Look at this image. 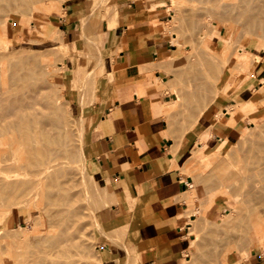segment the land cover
Instances as JSON below:
<instances>
[{"label": "rangeland", "instance_id": "374dc122", "mask_svg": "<svg viewBox=\"0 0 264 264\" xmlns=\"http://www.w3.org/2000/svg\"><path fill=\"white\" fill-rule=\"evenodd\" d=\"M65 1L66 0H40L36 2L35 3L36 6L34 7V10L33 11L29 10L33 14H30V16L27 14V16H25L27 17L29 23L23 26L20 36H18L16 32V26H17L16 21L19 19V17H21L19 14V11H17L16 9L15 10L8 9L9 10L8 12H4L3 11L4 9L2 10V8L0 7L1 16L4 12L6 15L13 17L12 21H4L0 17L1 19L0 20L1 21L0 22V50L2 51V49L4 48L3 51L9 52L11 50H15L19 53V49H20L23 51L22 54H20L21 53L20 51L19 53L20 56L26 55L25 50H30L33 52H36V51L41 52L47 49L46 52L50 51L52 53V51L56 50V54L60 53L56 55L57 58L55 57L56 58L55 59L53 57V54L51 55L50 52L46 53L44 51L45 53L42 52L41 53L42 55L36 52L40 55V56L38 55L39 56L38 57L36 56L37 54H34V56H32V52L30 53L28 51L32 56L30 57V60H34L36 62V63L32 62L30 65V68L34 67L35 71L37 72H39L40 70H44L45 79H47V81H51L48 84L47 82H45L44 85L43 84L41 85L43 87L42 89H44L42 90L43 98H38L36 102L33 104V106L37 109L42 108V106L44 105V98L46 96L48 97L49 95L52 101L54 102L56 101V103L58 102V104L61 102L64 103V105H66L70 111L71 120L73 121L74 126H73L71 141H70L71 144L69 145V147L75 150V153H76L75 157L71 159L69 157V159L63 158L61 160H56V161L50 162V165L48 166L55 165V169L58 173L57 180L61 186L63 185L66 187L65 191H66V194L68 195V198L72 196L71 198L74 199L73 196H76V195L77 197L75 198L79 197V199H76L75 201H73L72 199L70 201L72 203L71 205L73 206V208L77 207V209L78 208L81 209V210L78 209L79 215L74 216V218L76 217L75 220L77 223V224L74 223V226L76 228L78 227V232L80 233V236L82 235L81 236L82 240L84 239V242L87 243V245L85 244V246H83V249H82L83 255L86 254V256L85 257L83 255L82 256L84 260L85 259L87 260V264H100L99 252L97 248V235H98V230L101 229V225H100V220H99L98 215L103 209H106L108 207L111 194H110V190L108 186H106L104 182L97 175H94L93 172L91 171L92 156H94L92 132L96 128L94 125V121L95 119L98 118V115L102 107L112 103L113 101V98L115 96L114 93L116 89L115 80L118 78V73L116 71L106 72L103 67V64L100 63L98 56L101 57L103 54L105 56L106 53L105 52L103 53L101 37H99L98 41L96 40V34H97L96 32H98V29L101 27L105 29L104 27L105 25L106 27H110L112 24L111 22H114L112 20L113 19L112 15L109 14L107 15V17H104L103 15L107 11L110 12L112 10L113 5H116V2L118 0H106L105 3L104 2L101 3L100 1L102 0H86L85 3L87 4V11L91 13L90 15L91 20L88 22V27L86 26L87 29L85 30L81 29V28H84L85 25L84 27L82 26L83 23H82L80 16H85V15H88L89 13L86 10L79 12L80 14L79 23H76V39L70 43L63 42V39L62 41L59 40L61 39L60 35L62 36V32L60 28L58 27L60 24L59 16L62 15V12H63L62 7ZM138 1L139 3L151 1L152 8L163 10V13L165 14V16L163 18L164 21L160 23V32L172 44H175L177 46L175 52L173 53L174 57L170 58L171 62L169 59L162 63H153V64L148 65L147 68L144 70L146 71L147 76L151 78L153 82V86L156 89H163L164 93H171L172 96L176 98V102L174 103L173 101L165 103V107H166L165 110H166V114H168V118L170 119L169 120L170 126L173 124L174 121H177L178 119L180 120L182 124H185V123L192 124L194 119H196L202 113V111L215 100L235 99V95L240 90L248 86L252 90L251 98L244 105H234L230 107L224 104L226 111L227 109H230L229 114H225L224 116H222V111L220 110L216 114V118L220 117L222 122H225L229 126H233L234 128H236L232 136L224 137L225 139L224 143L223 142L221 143L222 140H220L215 147L208 149L205 152L199 153L198 151V155H202V158H198L196 156V158L192 159V162L190 163L189 174L191 175L192 180L190 182V188L188 192L186 193V198H185L186 210L184 212L185 213L184 222L188 223L187 224L188 247L185 250L186 257L184 259V264H243V262L246 263L252 258L254 259L263 258L264 257V240L262 241L263 242L262 248L260 250H256L254 243H251V242H248L244 248H238V246L236 245L238 242L236 240L238 238L237 236L240 237L241 236L240 234H242V236L246 234L245 233L246 229L245 231L243 230V228L245 227H242V229L240 228V226H245V224L244 223L242 224L240 220L238 221L235 220L234 224H230L232 223L233 220H231V222L229 221L230 223L224 222L225 225L224 224L221 225V228H220L221 230L217 228V230H220V232L217 230L211 231L209 229L210 227L213 226L212 224H214L213 220H215V222L217 220H220L221 218L219 216L222 215L225 210L230 209L229 204L227 202L232 201V198L234 196V194L233 195L231 194L232 192L231 186H234V187L237 186L238 188H242L243 186H248V182L246 181L242 182L241 184L235 182L236 177L242 178L241 176L248 175L250 173L249 172L250 166H248L249 162L251 164L253 161L256 162L257 160L262 159V158L257 159L259 158V156L258 157L256 156L257 158L254 156L255 154H257L255 152H258L259 150L256 151L257 147L254 146L253 144H255L254 143L255 141L256 143H258L259 141L256 134L258 135L260 133L264 134V132L263 131L261 132L260 130L261 125L262 127L264 126L263 125L264 124V102H263L264 100H262L264 99V89H262L264 88V44H262V42L264 43V39H263L264 37H262L264 32L262 31L263 33L261 32L262 35L260 36L262 37L263 41L261 38H259L258 40V37H259L258 34L260 33V29L258 33V29L255 28L257 32L254 31L252 35L251 32L255 29L253 28V30H250L251 31L250 32L249 31V29H251L250 27L244 28L246 24L244 25L245 22L243 23V20L241 21V19H239V17L241 18V16H239L238 10L236 12L238 14L237 15L235 14V17L230 15L231 16L230 18L228 15H225L231 11L232 9L231 6L234 5L232 1L235 3L238 0H231V1L230 0L229 1L228 0H219V1L218 0H138ZM225 1L227 3L230 2L229 5L231 6H228V4ZM261 1L262 0H260V2ZM255 2L259 3V1L257 0ZM223 3L224 4L226 3L224 6L226 5L228 6L227 9L226 8L224 9L229 10L227 13L225 12V14L222 12H219L220 7L222 6L221 8H223ZM0 6H1V3H0ZM258 6H263L262 11L264 12V1L262 5H260L259 3ZM211 7H214V8H211ZM234 12L232 15H234ZM221 13L223 14V16L224 15L225 17L227 16L226 17L227 19L225 17L223 18ZM217 14H221L220 17H222L223 19L219 18ZM260 14H264V13H260ZM259 17L261 18L263 17V15ZM105 18H108V19H105ZM189 18L190 19L192 18L191 19L192 21L193 19L196 18V22L193 23ZM218 19L221 20V22ZM80 20H81V24H80ZM107 20H109V23L107 22ZM186 20L188 21V25H187ZM229 20L231 21L229 22ZM190 22H192L193 24L190 25L189 24ZM210 22L212 26L209 24ZM38 24L40 25L39 28H37ZM32 26L33 28H31ZM34 27L35 29L37 28V31H36L37 33H35V30H33ZM193 28L195 30H193ZM197 28H199L200 30ZM225 29H227L229 32L228 34H230L228 35V37L230 38L229 40L231 41V43L229 41V45H228L229 47L225 54H217L215 50L216 48L214 47H217L221 38L225 37V32H224ZM245 29H247L246 30L247 32L245 31ZM196 30H198L199 32ZM261 30H264V29L261 28ZM239 34H241L242 36H239ZM246 34L252 35V36L249 37ZM82 35H83V38H82ZM85 35L88 39L84 38ZM93 37L98 42L97 47L94 44H92L91 46L90 44H87L89 43V41L90 43L91 41H94ZM90 38L92 40H90ZM84 40H85V43H83ZM64 41H67V40H64ZM50 42L57 43L56 47L59 49L60 47H62V45L59 44L61 42L63 45L68 44L69 46H67L68 49L67 47L65 48V46L61 48L62 50L64 49L67 51H64V50L62 51L57 48L54 50L51 48ZM205 42L209 43L212 47L208 46ZM201 47L204 49V51ZM208 47H210V49ZM239 47H243L244 50L248 52V55H251L252 57L248 56V63L245 66H242V67L235 66V69H233L234 68L233 66L235 65V57L238 54L237 51L235 50L238 49ZM50 48L52 49V51ZM6 52H3V53H6ZM61 52H63V57H62ZM11 53L12 52L6 53V54L9 55ZM29 53H27L28 56H29ZM12 54L14 55V52ZM227 54L231 57V58L228 57L230 61H227V60L225 61ZM13 55H10V56H13ZM185 55L189 56L188 57L189 60H187L188 58L186 59L187 61L184 59ZM205 56L209 57V60ZM215 57L219 60V62H222V63L227 62L228 64L227 63L223 64L225 65V67L224 66L222 67V64L220 63L221 66L219 67L220 64L218 63V60ZM210 58H212L213 60L216 59V62L218 63L217 68H220V70L218 69V71H221V67H222V72H220L221 74L219 73L221 77L217 78V75L219 74L213 73L215 70L212 69L211 67L215 65H211V64L212 62L213 64L216 62L212 61V59ZM201 59L203 61H201ZM53 60L56 65L53 63ZM210 60L212 62H210ZM207 61H209L210 63H208ZM169 62L172 64L171 68L169 66L171 65ZM190 62L192 64L194 63L193 67L194 65H196L195 68L190 66L192 65L190 64ZM43 63H45L46 65L44 64V66L37 68L38 69L37 70L36 67L41 66V64L43 65ZM51 63H53L54 65H51ZM201 63L204 65H202ZM184 64L186 65L184 66ZM208 64L210 66L205 67V65H208ZM57 66L60 67V68L58 67L59 70L58 69L56 70ZM160 66H162V68H160ZM178 66H180L183 69H181ZM231 66H232V68H230L231 70L228 69V67H231ZM51 67L52 69L54 68L53 71L52 70L50 71ZM173 67H178V68H173ZM197 67H199L200 70L199 68L197 69ZM187 69H191L192 71L191 70L189 71ZM194 69L196 71H194ZM201 69H204V70H201ZM7 70H9L8 73H7ZM198 70L199 72H197ZM236 70L238 71V73ZM179 71H181L182 73ZM188 71L190 73L192 72L191 75L193 74V72L194 74L196 72H197L196 74H198L200 73V71L201 73H203L202 71H206V73H203V74H209V77L212 74L213 80L212 78L209 79V77L207 78V80H204L206 79L204 76H208V75L203 76L201 74V75H198L197 78H196L197 75L189 76L190 74L188 75ZM10 72H11V69L9 68L5 69L4 64L0 62V84L3 81L4 76L6 75L8 76ZM177 72L178 74L179 73L181 74L177 76L178 75ZM247 72H250V73H248L247 75L246 74ZM109 73L111 74V76L113 75V78L110 76ZM156 75H158V78L155 77ZM183 76H185V78ZM199 76L202 77V79ZM178 77L179 78L181 77L180 78L181 80ZM193 77L196 80H194ZM190 78L192 79L193 82L190 81L191 80ZM198 78L200 80L199 84L203 81L208 84L206 87H204L205 89H208L207 91L204 88L203 89L197 88L198 90L196 89L194 84L196 83L198 87V84H197L199 81ZM183 79L185 82H182ZM185 79L186 80L189 79V80H187L186 82ZM216 79L218 80L216 81L217 84L215 86L213 84L215 83L214 80ZM211 81L212 82L214 81V82L212 83ZM188 83L192 85V88L193 86L195 87L196 90L194 88L192 89L196 91L194 92L195 96H198L199 92H200L199 94H205L206 98H204V101L205 99L208 100L206 105H203V102H202L203 100L200 97L199 98L194 97L193 99V97H189L188 94L187 96L185 95L186 92H189V91L184 92L182 89L184 87H187L186 85ZM182 85L184 86L183 88L179 87ZM46 86H53V87L51 89H48L50 87L44 88ZM169 86L171 89L169 88ZM55 87H57V90L55 89ZM179 89L181 91H179ZM188 89H191V88L189 87ZM258 90H261L260 98L262 99L257 98L258 92H259ZM12 91L13 90H11L10 92ZM189 95L193 96V93ZM38 96L40 97V94H38ZM183 96L185 98H182ZM187 97L189 99L188 101L186 100ZM211 98L212 100L209 101V99ZM236 111H240V115L238 116V119H239L238 123L236 124L235 120L233 119L232 121L233 123L229 124L230 122L229 118L232 116L234 118ZM250 117L254 119H251ZM216 118L214 120H216ZM252 127L253 129H257V130H253L254 133L256 134L253 135L251 133L253 137L256 136L255 138H253L250 135L251 141L252 139H255V141L253 140V144H252V142L248 143V139H247V143L245 142L246 140H244L242 143L241 142L242 139L240 137L241 136L244 137V135L248 136L250 134L249 132H253ZM247 129L248 131L250 130L248 134L247 132H245L247 131ZM259 138L260 140L264 139V138L261 139V136ZM240 144L244 146V149L243 147H240ZM244 144H247V145H244ZM249 144L250 146L252 144V147L253 146L256 147V149H254L253 147L254 152L248 150L250 153L248 154L251 156L253 155L252 162L249 161V160H252L251 157L247 156L248 154H245L247 151L246 152L244 151L246 150V148L250 147V146L245 147V146H248ZM241 148L242 150H240ZM249 149L252 150V148H249ZM241 151H244L245 155H243ZM260 151L258 152L259 155L263 152V151L262 152ZM251 152L255 154H251ZM235 157L238 158L237 161H236L237 158L235 159ZM242 157L243 158L248 157V158L245 160V158L243 159ZM241 159L245 161L248 160L249 162L246 163L247 165L243 166V163H245V161L243 160L241 161ZM233 164H236V166ZM224 165H225V168H224ZM245 166H247L248 169ZM9 169H10L9 171L18 170L22 172L20 168L10 167ZM47 172L48 171L46 168V170L45 169L42 170L38 175H40V178H43V177H46ZM224 174L226 178L232 174L231 175L232 178L228 177V179H225L223 177ZM25 176H27V174H25ZM233 178H235V180H232ZM230 181H233L235 184L234 183H233L234 185L231 184ZM229 182L231 186L226 185V184H229ZM263 182H264V179L262 180V184L264 185ZM40 186H43V185H40ZM229 188H231L230 191H229ZM219 190L221 194L217 193L219 192ZM2 192L3 191L1 190V194L5 193V192L3 193ZM5 194L0 195L1 197L0 198V201H1L0 202V218H1L0 219V236H1L0 246L2 247V248L0 247V258H1L0 261L3 262V263L0 262V264H10V262L13 260L12 258H14L13 263L11 262L12 264H18V263L19 264H29L31 263L30 261L31 259L28 256L30 255V253L35 252L36 248L34 247L35 248L34 249L33 246H29L28 243L25 242L26 238L23 235V231L25 230V234H26L25 236L27 238L28 236L29 237L31 236L32 238H34V236H36V233H33V232H36L34 231L35 228H37L38 230V228L41 229L44 227V221H43L44 217L42 218V215L40 214H43L45 212L42 213V211L44 210H36L35 207L37 205L36 202L38 201L36 200L37 198L24 197V196L12 197L13 195L11 196L12 198H10L9 197L10 194L8 193L6 194V196L8 195L6 198ZM2 196L6 199H4ZM8 197L10 200L8 204L6 205L4 202L6 200V203H7ZM214 198L216 199L215 202H214ZM34 199L36 200L35 203H34L35 201ZM234 199H235V196H234ZM24 203L26 204L24 205ZM244 204L243 206L242 204H240V206L246 209L247 205L244 206ZM77 209L75 211H77ZM37 217L39 218L38 221L35 220V218L37 219ZM207 218L209 221L207 220ZM207 222L208 224L210 223V225L206 226L205 224ZM238 223L240 224V226L238 225ZM238 226L241 229V230L238 229L239 231L237 230ZM19 228H21L22 231ZM204 229H206V232H208V234L210 232L211 237L208 236L207 234L205 236ZM14 230H16L17 232H21V234L16 233ZM3 232L4 233L6 232V234H4ZM13 232L15 233V235ZM27 233H28V236H27ZM253 233L254 232L252 228H248L247 234L250 237L253 235ZM2 235L4 236L7 235V236L4 237ZM206 237L208 239L210 238V241L214 239V241H212L213 245L212 243L211 244L210 243L208 244L207 242L204 243V239ZM212 237L213 239H211ZM22 238H25V240L22 241ZM5 243L7 246L5 245ZM24 243H26V245ZM30 247L33 248L34 251H32ZM87 247H89V249ZM24 250L26 252H24ZM27 250H29L30 252L28 251L29 253H27ZM190 251H192L193 253ZM24 253H27L28 256H26V254ZM21 254L25 255L27 258ZM16 255L18 256L17 258L15 257ZM19 260L20 262H18ZM78 261H77V264L80 263Z\"/></svg>", "mask_w": 264, "mask_h": 264}, {"label": "crops", "instance_id": "0c3cea01", "mask_svg": "<svg viewBox=\"0 0 264 264\" xmlns=\"http://www.w3.org/2000/svg\"><path fill=\"white\" fill-rule=\"evenodd\" d=\"M85 2H64L58 26L63 42L76 39ZM151 4L118 0L114 22L100 35L106 53L103 67L119 75L113 101L102 107L92 132L91 171L111 194L108 207L98 215L100 264H184L190 163L202 158L198 151L215 147L236 130L216 118L219 110L226 113L224 104L244 105L252 93L248 86L235 99L209 104L192 124L178 119L170 126L165 103L176 98L156 89L144 70L174 57L177 46L161 34L165 14ZM239 115L236 111V124ZM243 264H264V257Z\"/></svg>", "mask_w": 264, "mask_h": 264}, {"label": "bare ground", "instance_id": "6f19581e", "mask_svg": "<svg viewBox=\"0 0 264 264\" xmlns=\"http://www.w3.org/2000/svg\"><path fill=\"white\" fill-rule=\"evenodd\" d=\"M38 1H40V0H1V2H0L1 3V6L0 7L2 8V10L4 9L3 10L4 12H8L11 9L12 10L13 9L14 10L16 9L17 11H19V14H20L21 17H19V19L16 21V23H17L16 32H17V35L18 36H20V33H21V30H22L23 26H25V25H27L29 23L27 17H25V16H27V14L29 16H30V14H33L29 10H32L33 11L34 10V7L36 6L35 3L38 2ZM255 1L256 0H238L235 3L232 1V3L234 4L232 6L229 5L230 2L227 3L225 1L228 4V6H231L232 7V9H231L232 13H231V11L228 12L229 10H226L228 8L227 5L224 6L226 3L225 4L223 3V8H221L222 7L221 6L219 12H222L224 14H225V12L226 13L228 12L229 14L227 13L225 15H228L230 18H231V16H234L235 17V14L237 15L239 13V16H241V18L239 17V19H241V21L243 20V23L245 22L244 25L246 24V26H244V28H247V27L249 28L250 27L251 29H249V31L250 30H253V28L254 29L256 28V29H258V33H259V29H260V33L258 34L259 37L256 35L258 37V40H259V38L262 39V37H264V33H263L264 30H261V28L264 29L263 28L264 27V24H263L264 23V19H263L264 14H260V13H264V12L262 11L263 10L262 9L263 6H258V5H259V3H260V5H262L264 0H262L261 2H260V0H257V1H259V3H256ZM100 2L101 3L102 2L105 3L106 0L105 1L102 0ZM217 3H219V2H217ZM255 3L258 4V5H256ZM11 7H13V8H11ZM211 8H214V7H211ZM224 8H226V9H224ZM217 9H218V7H217ZM229 9H230V7H229ZM237 10H238V13H236ZM4 12H3L2 16L0 15L1 19H3L4 21H12L13 20V17H10V16L6 15ZM107 12L103 16L104 17H107V15L110 14V15H112V18H113L112 20L114 21L116 15H117V10H116L115 5H113L112 10L110 12H108V13ZM233 12H234V15H232ZM221 14H217V15L219 16V18L223 19L225 17V15L223 16V14H222V16H223V18H222V17H220ZM90 15H91V13H89L88 15H85V16H80V18L82 20V23H83V25H82L83 27H84V25H85V27L86 26L88 27V22L91 20V16ZM262 15H263V17H261V18L263 20L259 17V16H262ZM201 18H202V16H201ZM232 19H233V17H232ZM81 20H80V24H81ZM197 21H198V19H197ZM219 21L221 22V20H219ZM230 21L231 20H229V22ZM192 22L193 23L196 22V18L193 19ZM192 22H190L189 24L192 25L193 24ZM209 24L211 25V22ZM187 25H188V21H187ZM39 27H40V25L38 24L37 28H39ZM85 27L84 28H81L80 27V28L83 29V30H85V29H87V27L86 28ZM104 27H106V25ZM31 28H33V26ZM37 28L35 29V27H34V29H33V30H35V33H37L36 32L37 31ZM191 28H192V26H191ZM102 29L103 28L101 27V28L98 29V32H96L97 33L96 34V40L97 41H98V39H99V37L101 35ZM197 29H199V28H197ZM256 29L253 30L252 32L250 31L252 33V35H253V32L254 31L257 32ZM193 30H195V29L193 28ZM246 30L247 29H245V31ZM196 31H198V30H196ZM208 32H209V30H208ZM224 32H225V37L224 38L222 37L221 40H220V42H219V44H218V46L217 47H214V48H216L215 50H216V53L217 54H225L227 52L228 47H229L228 45H229V41H230L229 39L230 38L228 37V35H230V34H228L229 32H228L227 29H225ZM261 32L263 33V36L262 37H260L262 35ZM83 35H82V38H83ZM252 35H247V36L250 37ZM18 36H17V38H18ZM239 36H242V35L239 34ZM60 38L61 39H59V40L62 41V36L61 35H60ZM84 38H87L86 35L84 36ZM87 39H85V40H87ZM263 39H262V41H263ZM85 40H84L83 43H85ZM90 40H92V39L90 38ZM93 40L94 41H91V43L89 41V43H87V44H90V46L92 44H94L97 47L98 42L94 39V37H93ZM33 41H35V40H33ZM86 42H88V41H86ZM237 42H238V40H237ZM205 43L208 46L212 47L209 43H207V42H205ZM230 43H231V41H230ZM59 44L62 45V47H60V49L56 47L57 46V43L50 42V46L54 50L56 48L59 49V50H62L61 48H63V46H65V48L67 46H69L68 44H66V45L64 44L63 45L62 42L59 43ZM262 44H264V43L262 42ZM210 47H208V48L210 49ZM235 48H234V50H235ZM52 49H51V51H52ZM67 49H68V47H67ZM3 50H4V48L2 49V51L0 50V60H1L0 62H2L4 64L5 69H8V68L11 69V72L9 73L8 76L6 75L7 77L4 76L3 81L0 84V189L3 192H5L6 194L7 193L10 194V196H9L10 198L16 197V196H24V197H32V198L34 197V198H37L36 199V200H38L37 202L34 199L35 200L34 203L35 202L37 203V205L35 207L36 210H44V211H42V213L45 212L43 214H40V215H42V218L44 217L43 218L44 227L41 228V229L38 228V230H37V228H35L34 231H36V232H33V233H36V236H34V238H32L31 236L30 237L28 236V233L29 232L27 233V236H28V238H27L25 236L26 235L25 234V230L23 229L24 230L23 231V235L26 238V240H25V238H22V241L25 240V242L28 243L29 246H33V248L34 247L36 248V251L30 253L29 256L27 255V253L30 252L29 250L32 249V251H34L33 248H31V247H30L29 250H27V253H24V254H26V256H28L31 259V260L28 259V260L31 261V263H29V264H77V261L78 260H79L78 262H80L78 264H87V260L86 259L85 260L83 259V256L85 257L86 254L83 255V252H82L83 251L82 250L83 249V246H85V244L87 245V243L84 242V239L82 240V237H81L82 235L80 236V233L78 232V227L76 228L74 226V223H76V220H75L76 217L74 218V216H78L79 215L78 214L79 213V210L78 209H80V208H78V209H77V207H74L73 208V206L71 205L72 203H71L70 200L72 199L71 198L72 196L70 198H68V195L66 194V191H65L66 190V187L63 186V185L61 186L59 184V182L57 180L58 179L57 178L58 173H57V171L55 169V165L48 166V165H50V162H53V161H56V160H61L63 158L64 159L65 158L69 159V157H70V159H71V158L75 157V154H76L75 153V150H73L71 147H69V145L71 144L70 141H71V136H72V132H73V126H74L73 121L71 120L70 111H69L68 107L66 105H64V103L61 102L63 104L62 105L61 103L58 104V102L56 103V101L55 102L52 101V99H51V97L49 95H48V97L46 96L44 98V105L42 106V108L37 109V108H35L33 106V104L36 102V100L38 98H43L42 97V90H44V89H42L43 87L41 85L42 84L44 85L45 82H47V84H48L51 81H47V79H45V77H44L45 71L44 70H40L39 72H37V71H35L34 67L33 68L32 67L30 68L31 63L32 62L33 63L35 62L34 60H30V57L34 56V54H37L36 56H38L39 55L38 53H40V54L42 52L45 53L47 49L44 50L45 52L44 51H41V52L36 51L38 53L33 52V51H30V50H25L26 55L23 53L25 56H20V54H22V52H23L20 49H19V53L21 51L20 54L17 51H15V50H11L9 52L3 51ZM117 50L119 51V48ZM230 50H232V49H230ZM28 51L30 53L32 52V56H31V54ZM64 51H67V50H64ZM203 51H204V49H203ZM235 51H237L238 54L235 57V65L233 66L234 67L233 69H235V66H238V67L245 66L248 63V56H251V55H248V52L246 50H244L243 47H239ZM3 52H6V53H10V52L13 53L14 52V55L17 54L16 55L17 57L14 56L12 53L9 54V55H7L6 53H3ZM15 52H16V54H15ZM47 52H50V51H47ZM68 52H69V50H68ZM95 52H97V51H95ZM27 53H29V56H28ZM61 53H62V57H63V52H61ZM103 53H104V51H103ZM190 53H189V55H190ZM18 54H19V56H18ZM50 54L51 55L53 54V57L54 58L55 57L57 58L56 55H58L60 53L56 54V50H55V51H52V53L50 52ZM206 54H204V55H206ZM10 55H13V56H10ZM211 56H213V55H211ZM98 57H99L98 59H99L100 63L103 64L104 54L101 57L100 56H98ZM185 57H184V59L186 60L189 56H186L185 55ZM205 57H207V56H205ZM205 57H204V59H205ZM228 57L231 58L227 54V57H226L225 61L226 60L227 61H230V59ZM207 58L209 60V57H207ZM207 58H206V60H207ZM250 58H249V60H250ZM96 59H97V57H96ZM202 59H201V61H203ZM210 59H212V58H210ZM216 59L215 60L212 59V61H215L216 62ZM54 60H53V63H54ZM187 60H189V58ZM212 61L210 60V62H212ZM221 61H222V59H221ZM170 62H171V59H170ZM207 62L210 63L209 61H207ZM38 63H40V62H38ZM53 63H51V65H54L55 64V63L54 64ZM160 63H162V62H160ZM202 63H204V62H202ZM218 63L219 64L221 63L222 64V67L223 66L225 67V65H223V64H226L227 62L222 63V62H219V60H218ZM218 63L216 62V63L213 64V62H212V64H211V65H215L216 66V67L213 66L214 68L211 67L212 69L215 70L213 72L214 74L215 73L216 74H219L220 72H222V67H221V71H218V69L220 70V68H217ZM44 64L45 63H43V65L41 64V66H37L36 69L39 68V67L44 66ZM58 64H60V63H58ZM190 64H192V63L190 62ZM193 64L190 65V66L193 67ZM195 64H196V62H195ZM221 64L219 65V67L221 66ZM185 65L186 64H184V66ZM202 65H204V64H202ZM169 66L171 68L172 67V64L169 65ZM190 66H189V68H190ZM195 66L196 65H194L193 68H195ZM206 66L209 67L210 65L208 64V65H205V67ZM58 67L59 66L56 67V70L58 69ZM178 67H180V66H178ZM178 67H173V68H178ZM48 68H50V67H48ZM160 68H162V66H160ZM198 68L199 67H197V69ZM230 68H232V66L231 67H228V69H230ZM53 69L51 67L50 71L51 70L53 71ZM181 69H183V68H181ZM187 70L190 71L191 69H187ZM199 70H200V68H199ZM199 70L197 72H199ZM201 70H204V69H201ZM211 70H210V72H211ZM8 71L9 70H7V73H8ZM50 71H48V72H50ZM181 71H179V72H181ZM189 71H188V75L190 74L189 76L197 75L196 76V78H197L198 75H201V74L203 76L204 75H208V76H204L206 78L204 80H207V78L209 77V74H203V73H206V71H202L203 73H201V71H200V73H198V74H196L197 72L195 74L193 72L192 75H191L192 72L190 73ZM194 71H196V70L194 69ZM181 73H179V74H181ZM237 73H238V71H237ZM248 73H250V72H247L246 74L248 75ZM177 74H178V72H177ZM179 74L177 76H179ZM220 74L217 75V78L221 77ZM184 75H185V73H184ZM37 76H39V77H37ZM110 76H111V74H110ZM244 76H246V75H244ZM111 77L113 78V75ZM183 77L185 78V76H183ZM200 78L202 79V77H200ZM211 78L213 80L212 74L209 77V79H211ZM187 80H189V79H187ZM187 80H186V82H187ZM194 80H196V79L194 78ZM198 80H199V78H198ZM217 80L218 79L214 80L215 83L213 85L216 86V84H217L216 81ZM190 81H192V79ZM182 82H185L184 79L182 80ZM199 82H200V80L197 83L198 84V87H197L196 83L194 82L195 83L194 85H195L196 89L197 88L203 89L204 87H206L208 85L204 81L201 82L202 84L201 83L199 84ZM260 82H261V80H260ZM176 84H178V83H176ZM176 84H175V86H176ZM188 84L190 85V83H188ZM188 84L186 86L188 88L190 87L191 89H188L187 87H184L183 85L182 86H179V87H182V88L184 87L182 89L184 92L185 91H189V92H186V94H185L186 96L188 94V96L189 97H193V99H194V97L195 98L196 97H198V98L200 97L203 100V101L201 100L203 102V105H206V103L208 102V100L205 99V101H204V98H206L205 94H199L200 93L199 92L198 93V96H195L194 95V92H196V91L192 90L193 88L195 89V87L193 86V88H192V85L189 86ZM9 87H11V88H9ZM48 87H50V88H48ZM52 87L53 86H46L44 88L51 89ZM4 88H6V89H4ZM169 88H170V86H169ZM213 88H215V87H213ZM55 89L57 90V87H55ZM180 89H179V91H181ZM186 89H188V90H186ZM260 89H261V87H260ZM262 89H264V88H262ZM11 90H13V91L10 92ZM205 90L207 91L208 89H205ZM205 90H204V92H205ZM258 91L259 92H258L257 98L259 99L260 98V91L261 90H258ZM190 92L193 93V96L192 95H189V94H192ZM38 94H40V97L38 96ZM179 96H181V95H179ZM184 96L182 98H185ZM260 99H262V98H260ZM55 100H57V99H55ZM186 100L187 101L189 100L188 97L186 98ZM195 100H194V102H195ZM210 100H212V98L209 99V101ZM262 100H264V99H262ZM198 101H196V102H198ZM174 102H176V99L173 100V103ZM232 106H230V107H232ZM190 107H191V105H190ZM229 112H230V109H227L226 113H223L222 112V116H224L225 114H229ZM163 114H165V113H163ZM229 119H230L229 124L230 123H233L232 122L233 119H234L233 116L230 117ZM251 119H254V118H251ZM263 127L261 125V129H260L261 132L262 131L264 132ZM255 128H257V127H255ZM81 129H82V127H81ZM253 130H257V129H253V127H252V131ZM249 131L247 129V131H245V132H247V134H248ZM245 132H244V134H245ZM249 133L250 134L248 136L247 135H244V137L243 136L240 137L242 139V141H241L242 143H243L244 140H246L245 142L247 143V139H248V143L252 142V144H253V140L255 141V139H252V141H251V136L253 137V135L256 134V133H254V131L253 132H249ZM251 133L253 135H251ZM260 134H262V135H260ZM260 134L259 135L261 136V139H263L264 138V134L263 133H260ZM259 135L256 134V136L258 137V140H259L258 143H256V141H255L254 142L255 144H253L254 146L257 147V149H256V147H254V146L253 147H254V149H256V151L262 150L264 152V139L263 140H260V138H259L260 136ZM255 137H253V138H255ZM200 140H199V142H200ZM224 141H225V139L223 137L221 143L222 142L224 143ZM261 142H263V143H261ZM252 144H251V146H250V144L248 146H245V147H249L250 146L249 148H252V150L249 149V148H246V150H244L245 152L247 151L246 153L244 151H241L243 153V155L248 154L249 153L248 150L253 151ZM244 145H247V144H244ZM240 147H243V149H244V146L242 144H240ZM240 150H242V148ZM262 151H260V152H262ZM241 152H240V154H241ZM253 152H251V154H255V153L258 154V155L257 154L254 155L255 157L256 156L257 157L259 156V158L256 157L257 159H260V158H262V159L257 160L256 162H254L253 159H252V156L253 155L251 156V155H249L250 154L249 153L247 156H250L251 159H252V160H249V161H251V162L253 161L251 163L252 164L251 165L248 160L245 161L248 157L247 158L244 157L245 160H243L244 158L242 157L243 159H241V161L242 160L245 161V163H243V166L244 165H247L246 163L249 162V165L248 166H250L249 167L250 168L249 169L250 170L249 171L250 173L248 175H246V176L245 175L244 176H241L242 178H239V177H236L235 176L236 177V180H235V178L232 179V180H235V182L240 183V184L242 182L246 181V182H248V186H243V187L241 186L242 188H238L237 186L236 187L231 186L230 185V182H231V184H233L234 183L233 181H230L229 184H226V185H230L231 186L232 192H233V193L231 192V194L232 195L234 194L235 199H234V196H233L232 201L227 202L229 204V208L230 209L229 210L228 209L225 210L224 213L219 216L221 218L220 220H217L216 222H215V220H213V223L214 224H212L213 226L211 225L212 227H210L209 230H211V231L215 230L216 231L217 228L218 229L221 228V225H223L224 222H229V221L231 222V220H233L234 222L232 221V223H230V222L229 223L230 224H234L235 223V220H237V221L240 220V222L242 224L244 223L245 226H240L239 223H238V225L240 226L241 229H242V227H245V228H243V230L245 231V229H246V232H245L246 234H244V236H242V234H240L241 235L240 237L237 236L238 238L236 240L238 242H237L236 245L238 246V248H244L248 242H251V243H254V246H255V249L256 250H260L262 248V243H263L262 241L264 240V185L262 184V180L264 179V157H262V156H264L263 155L264 153L262 152L263 154L261 153L262 155L260 154L261 155L260 156L258 152H255V153H253ZM191 157L193 158V156H191ZM240 157H241V155H240ZM236 158L237 157H235V159ZM237 160H238V158L236 159V161ZM234 163H235V161H234ZM233 165L236 166V164H233ZM240 166H242V165H240ZM10 167L20 168L22 170V172H20L18 170L17 171H12V170L9 171L10 170L9 169ZM245 167H247V166H245ZM46 168H47V171H48L46 173V177L40 178V175H38V174L42 170H44V169L46 170ZM224 168H225V165H224ZM247 169H248V167H247ZM25 174H27V176H25ZM239 174H240V172H239ZM231 175L228 176V177H231ZM29 176H31V177H29ZM223 177L225 179H228V177L226 178L225 174H224ZM40 185H43V186H40ZM231 188H229V191H230ZM1 190H0V195H4L5 193H3V192H2L3 194H1ZM217 193H220V190ZM6 194H5V196H6ZM7 196H6V198H7ZM9 197L7 199L8 200L7 203H6V200H5V202L3 200V202L6 205L8 204V202L10 200ZM75 197H77V195L76 196H73V198H74V199H72L73 201H75L76 199H79V197L78 198H75ZM230 197H231V195H230ZM6 198H4V199H6ZM209 198H210V196H209ZM215 201H216V199L214 198V202ZM25 204L26 203H24V205ZM240 204H242V206H243V204H244V206L247 205V208L245 209L244 207H241ZM30 205H32V204H30ZM33 206H34V204H33ZM242 208H243V210H242ZM76 209H77V211H75ZM35 220L38 221L39 218L37 217V219L35 218ZM207 220H208V218H207ZM205 225L206 226L207 225H210V223L208 224V222H207ZM76 226H78V225H76ZM239 226H238L237 230L240 229ZM232 228H233V226H232ZM248 228H252V230L254 232L251 237L247 234ZM19 229H21V228H19ZM204 230H205L204 231L205 232V236H206V234L208 236H210V232L208 234V232H206V229H204ZM220 230H217V231L220 232ZM14 231L16 233L21 234V232H17L16 230H14ZM21 231H22V229H21ZM4 234H6V232ZM19 234H17V235H19ZM211 234H212V232H211ZM14 235H15V233H14ZM2 236H4V235H2ZM6 236H4V237H6ZM16 237H18V236H16ZM206 238L204 239V243L207 242L208 244L209 243L211 244L212 241H214L213 237L211 238V239H213L212 241H210V238L209 239L207 238L210 242ZM85 241H86V239H85ZM26 243H24V244L26 245ZM207 243H206V245H207ZM24 244H23V246H24ZM0 245H1V243H0ZM5 245H6V243H5ZM212 245H213V243H212ZM87 248L89 249V247H87ZM24 252H26V251L24 250ZM190 252H192V251H190ZM17 255L15 256L16 258L18 257ZM21 255H23V254H21ZM11 256H12V254H11ZM23 256H25V255H23ZM12 259L13 260L11 262L13 263L14 258H12ZM0 260H1V258H0ZM11 262H10V264H12ZM18 262H20V260ZM1 263H3V262H1Z\"/></svg>", "mask_w": 264, "mask_h": 264}]
</instances>
